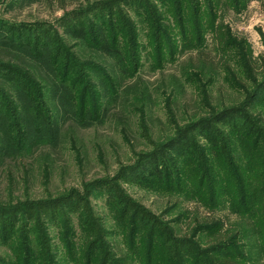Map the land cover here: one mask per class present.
Returning <instances> with one entry per match:
<instances>
[{
    "label": "rangeland",
    "instance_id": "374dc122",
    "mask_svg": "<svg viewBox=\"0 0 264 264\" xmlns=\"http://www.w3.org/2000/svg\"><path fill=\"white\" fill-rule=\"evenodd\" d=\"M81 29L86 40L69 34ZM103 34L124 63L97 49ZM58 51L57 68L78 65L95 98L90 122L67 117L52 88L47 54ZM15 70L37 86L49 131L33 129L38 114L23 111L32 104L14 93ZM5 89L17 113L3 118L0 94V264H78L85 241L94 261L113 264L134 240L169 263L205 264L218 239L230 245L212 256L264 264L261 235L226 194L233 182L248 191L252 176L240 135L257 154L264 133V0H0ZM16 130L28 137L20 151ZM202 179L205 202L170 188Z\"/></svg>",
    "mask_w": 264,
    "mask_h": 264
},
{
    "label": "trees",
    "instance_id": "16d2710c",
    "mask_svg": "<svg viewBox=\"0 0 264 264\" xmlns=\"http://www.w3.org/2000/svg\"><path fill=\"white\" fill-rule=\"evenodd\" d=\"M75 32H76L75 30H69V34L71 36H74V37L81 39V40L87 39L88 34H87V31H85L84 29H81L80 31H78L76 33ZM96 45H97V49L99 51H101L103 54L108 55V56H113V57H119L121 59V60L120 59L118 60L119 64L124 63L125 58H124V56H121L123 54L122 50H120V47L118 48V45L116 44L114 39L111 40L105 34H103V38L101 40V43L96 42ZM47 55H48L47 65L53 71L52 75L53 76L55 75V77H56V80L54 81L56 86H52V88H53V90H56V92L60 93L58 97H59V101L61 102V105H63V107L66 109L65 114L67 115V117H69L70 119H72L76 123L84 124V123L90 122L92 119H94L93 105H94V99L95 98L92 95L91 99H90V97H89V91H90L89 85L85 82L84 79L82 80L83 74L80 73L79 70H76L77 67H79V66L73 65L71 63L72 66L69 67L66 71V67L68 65L67 64L68 59L66 62L63 60V62L61 63V67L63 68V66H65L64 67L65 69L61 72V70L59 68H57L59 66V63H60L59 61L62 60L59 51L57 54L56 53H54V54L48 53ZM69 57L71 58L72 55L69 54ZM64 62L66 63V65H64ZM130 64H131V62H130ZM44 65L46 66V67H44L45 69H49L45 63H44ZM2 67H10L11 68V66H6V65L2 66ZM2 69H4V68H2ZM123 70L125 71V73H130L131 66L130 65H124ZM5 71H7L9 73H13V71H11L9 69H5ZM15 71H16L17 75H20L21 80L14 81L16 83L15 85H13L15 87V89L12 88L14 93H16V95L18 97H20L21 99L24 98L27 100V98H28L30 104H32L29 108H25V109L23 108V111H28L29 113L34 112L35 114H38L35 117H36V120H38L39 122L36 123V125L33 127V129L36 132H41V133L46 132V130L49 131L53 125V120H52V117H51L49 111H47V109H45V108H41V106L38 104L37 86L34 84H30V81H28L25 78L26 75L23 74L24 75L23 76L21 74V70H15ZM77 77H78V81L76 80ZM23 80L26 82L27 86L23 85ZM7 81H9V80H7ZM48 88H50V87H48ZM2 93H4L3 96H5V99H3L2 101H3V104H5V106H6V110L2 114H5L3 116V118L7 119V115H9L10 113H12V115L15 116V114L17 113V109L10 107L11 102H9L6 99L9 97L6 89H5V91L4 90L0 91V94H2ZM15 99H16V97H15ZM92 102H93V104H92ZM7 108H8V110L10 109L9 112H8ZM45 111H47V112H45ZM9 119H13V118H9ZM10 126L13 128V130H15L14 129L15 123H13V121H11ZM53 129H54V127H53ZM19 133L20 132L18 130H16V132L14 133V136H13L14 137L13 141H17V146H18V148L14 149V150H17V151L18 150L20 151L22 148L27 146L26 144H23V142L26 139H28V137L24 138L23 135H21L19 137ZM247 138L249 139L248 136H247ZM247 138H246V136H244V134H241L239 141L241 143H243L244 148H247L246 155L249 156L248 157L249 160L247 162H248L249 171H251V175H252L248 179L250 182L248 184V191L249 192L246 191L247 190L246 184L241 185L240 182L238 181L239 183H238V188H237L236 183L232 181L233 184L229 183L230 188L229 187L227 188L226 194L229 197L232 196V201H233L232 211L237 213V214L239 213L241 215V217L244 218L242 220L252 221V222H250V226L252 227L253 232H255V231L258 232L261 235V239L264 241V182H263V179H264V168H263L264 167V133L259 134L257 136V154H256V151H254V150L251 151V147L248 146L250 144V141ZM259 142H261V143H259ZM259 144H261V146H259ZM256 155H257V168H252V170H251V166L256 164V160H255ZM154 171L155 170L153 169V172ZM230 171L233 175L236 174L239 178L242 179L241 174H238V172L234 173L231 169H230ZM206 181H208V179H202V182L200 181V184L198 182H192V181L189 182V184L187 182H179L178 184H177V182H175L176 186L175 187L170 186V188L176 189L178 186H182V187L187 186L192 190V193L195 191H198L197 199L201 202H205L206 200L203 196V193H204L203 189H204L205 183H207ZM235 181H237V179H235ZM249 186H250V190H249ZM238 189L240 192L237 194ZM211 191H213L211 199H214L213 196L217 195L215 192L216 189L212 188ZM212 203H213V201H212ZM18 212H20V211H18ZM209 227L210 228H208V229H211L213 231L217 230V232H216V234L218 235L217 237L220 236V233L222 232L221 230H223V226L220 225V223H214ZM155 230H156V228L153 225L150 228V235H152L151 233H155ZM235 235L236 236L234 239H242V237L243 238L248 237L246 234L240 235L239 232H238V234L236 233ZM143 242L144 241H142V240L140 241V243H136L135 240L131 241L130 246H129L130 250L128 251L129 255L126 254V256L118 257L117 254H115L113 264H172V262H170V263L168 262L167 257H166V261H165V259L163 258L162 255L161 256L158 255L157 250L154 251V249H151L149 245H147ZM218 242H220V243L217 246H214L215 250L211 251L210 254H208L206 256V258H204L205 264H247V259L239 251H237L236 254L234 253V255L220 256V253H219V256H212V253L214 251H218V252L223 253V251L229 247L226 245H230V244H228V242H224V241L222 242V240H220V239H218ZM233 242H234V240H233ZM84 243L85 244H83L80 253H79V249H75V253H77L76 259H77L78 264L81 260H83V262L81 264H99L98 263L99 260L98 261L93 260L94 254L92 252L91 246H89L86 241ZM173 252H175V251H173ZM177 252L179 253V251H177ZM185 254L188 255V252H185ZM197 254H198V252H197ZM108 255H110V254H108ZM188 259H190V255H189ZM106 260L107 259H104L102 264H106ZM186 260L187 259L183 258L181 260L180 264H184V262ZM208 260L210 261V263L208 262ZM176 263L177 262H175V264Z\"/></svg>",
    "mask_w": 264,
    "mask_h": 264
}]
</instances>
